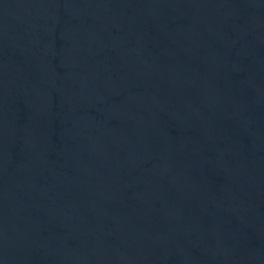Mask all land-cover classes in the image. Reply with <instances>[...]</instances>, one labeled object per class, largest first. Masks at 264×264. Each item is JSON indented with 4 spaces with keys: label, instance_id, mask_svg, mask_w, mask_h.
Segmentation results:
<instances>
[{
    "label": "water",
    "instance_id": "1",
    "mask_svg": "<svg viewBox=\"0 0 264 264\" xmlns=\"http://www.w3.org/2000/svg\"><path fill=\"white\" fill-rule=\"evenodd\" d=\"M0 264H264V0H0Z\"/></svg>",
    "mask_w": 264,
    "mask_h": 264
}]
</instances>
